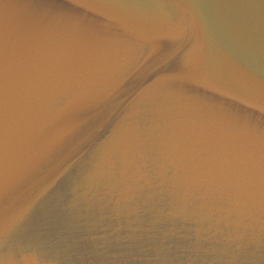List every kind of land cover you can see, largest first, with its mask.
<instances>
[{"label":"water","instance_id":"obj_1","mask_svg":"<svg viewBox=\"0 0 264 264\" xmlns=\"http://www.w3.org/2000/svg\"><path fill=\"white\" fill-rule=\"evenodd\" d=\"M0 264H264V0H0Z\"/></svg>","mask_w":264,"mask_h":264}]
</instances>
